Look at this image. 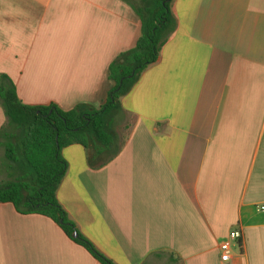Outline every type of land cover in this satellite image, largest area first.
<instances>
[{
	"label": "crops",
	"instance_id": "1",
	"mask_svg": "<svg viewBox=\"0 0 264 264\" xmlns=\"http://www.w3.org/2000/svg\"><path fill=\"white\" fill-rule=\"evenodd\" d=\"M133 5L0 0V76L27 105L99 109L111 63L142 34ZM172 11L176 34L122 99L120 154L92 168L84 147L65 148L58 199L114 264H264V0H174ZM0 264L102 263L50 218L0 203Z\"/></svg>",
	"mask_w": 264,
	"mask_h": 264
},
{
	"label": "trees",
	"instance_id": "2",
	"mask_svg": "<svg viewBox=\"0 0 264 264\" xmlns=\"http://www.w3.org/2000/svg\"><path fill=\"white\" fill-rule=\"evenodd\" d=\"M173 1L134 0L142 34L135 48L111 63L109 79L115 85L99 109L80 105L64 111L57 105H27L19 98L11 78L0 76V105L7 116V124L0 131V146L5 150L0 171L8 173V179L0 182V203L13 204L23 215L50 218L102 264L114 263L79 231L58 199L69 167L63 150L73 145L84 147L92 168H102L120 154L123 143L119 129L129 123L122 99L158 62L176 34Z\"/></svg>",
	"mask_w": 264,
	"mask_h": 264
},
{
	"label": "built area",
	"instance_id": "3",
	"mask_svg": "<svg viewBox=\"0 0 264 264\" xmlns=\"http://www.w3.org/2000/svg\"><path fill=\"white\" fill-rule=\"evenodd\" d=\"M261 210H264V207H261ZM241 238V232L234 230L230 233L228 239L221 244V260L223 263H229L233 259L234 247L237 246V242Z\"/></svg>",
	"mask_w": 264,
	"mask_h": 264
},
{
	"label": "rangeland",
	"instance_id": "4",
	"mask_svg": "<svg viewBox=\"0 0 264 264\" xmlns=\"http://www.w3.org/2000/svg\"><path fill=\"white\" fill-rule=\"evenodd\" d=\"M120 133H121V134L124 133V127H122V125H121V127H120Z\"/></svg>",
	"mask_w": 264,
	"mask_h": 264
},
{
	"label": "water",
	"instance_id": "5",
	"mask_svg": "<svg viewBox=\"0 0 264 264\" xmlns=\"http://www.w3.org/2000/svg\"><path fill=\"white\" fill-rule=\"evenodd\" d=\"M74 237H75V238H77V237H78V234H77V233H75V234H74Z\"/></svg>",
	"mask_w": 264,
	"mask_h": 264
}]
</instances>
